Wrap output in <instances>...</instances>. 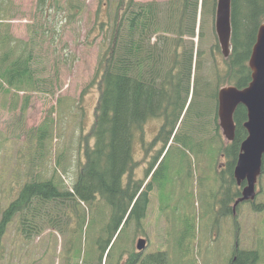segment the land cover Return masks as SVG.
<instances>
[{
	"label": "trees",
	"instance_id": "trees-1",
	"mask_svg": "<svg viewBox=\"0 0 264 264\" xmlns=\"http://www.w3.org/2000/svg\"><path fill=\"white\" fill-rule=\"evenodd\" d=\"M100 1L106 11L105 21L98 26L104 47L91 83L97 86L98 99L93 124L84 137V162L78 168L76 180L69 189L57 183V172H53L48 180L41 179L37 164L26 170L16 198L0 212L1 244L7 227L15 219L20 222L18 235L23 240L32 234L39 236L45 226L56 233L76 232L80 236L91 225L81 205L92 210L98 201L104 202L109 208V217L99 228L94 223L96 264H101L104 255L105 261L110 259L114 245L110 247V243L119 229L132 232L133 225L139 227L145 216L152 185L150 180L144 185L145 181L133 179L138 166L134 155L135 141L141 140L144 149H147L146 144L150 149L155 144L161 145L145 171L147 179L160 169L169 143H182L188 147L190 141L205 138L210 120L218 130L216 112L212 113L209 108L210 100L217 101L221 85L239 90L248 86L251 78L247 63L257 30L264 23V0H231L230 55L219 62H208L199 45L202 38L200 25L198 44L193 41L199 0H169L164 4L137 0ZM0 2L3 4L0 9L11 11V0ZM48 2L55 5V0H36L37 10L44 12ZM203 5L204 0L201 14ZM5 17L0 15V90L11 91L13 96L22 91L44 92L42 88L49 77L44 75L39 60L43 53L41 35L33 33L37 28L30 26L28 47L19 49L17 44L13 47V38L1 31L7 26L3 21ZM212 49L220 52L217 45ZM205 75L209 78L203 77ZM246 119V109L239 105L233 115V141L215 146L213 141L205 139V153L212 162L210 185L216 182L214 163L219 158L226 160L224 173L227 179L222 181L223 217L227 215V204L240 197L241 187L235 188L233 169L240 145L247 136L243 128ZM149 121H158L160 126L151 142L144 143V127ZM44 126L37 130L40 148L49 138ZM90 140L92 146H89ZM35 168L36 175L32 173ZM261 170L264 174V157ZM68 212L75 217L73 228L67 220ZM214 213L209 212L208 216ZM103 216L100 210L98 217ZM102 233L106 238H101ZM127 236L129 244V234ZM139 260L138 255L130 253L125 264H169L167 255L162 252ZM258 261L257 251L234 249L227 264H257Z\"/></svg>",
	"mask_w": 264,
	"mask_h": 264
},
{
	"label": "rangeland",
	"instance_id": "rangeland-1",
	"mask_svg": "<svg viewBox=\"0 0 264 264\" xmlns=\"http://www.w3.org/2000/svg\"><path fill=\"white\" fill-rule=\"evenodd\" d=\"M137 1L164 4L169 0ZM100 3V0H55V5L48 2L45 11L40 12L36 0H11V11L0 9L7 23L1 31L13 38V47L17 44L19 49L27 48L29 27L37 28L33 33H39V40L43 41L39 60L44 75L49 77L42 88L44 92L22 91L13 96L11 91L0 90V212L16 198L26 170L37 164L41 179L48 180L57 172V183L69 189L76 180L78 168L84 162V137L93 124L98 99L97 86L91 83L104 47L98 26L105 21L106 11ZM215 6L216 0H204L200 20L202 38L199 45L208 62L222 60L221 53L212 49L214 45L218 47L214 30ZM50 31H53L52 36H49ZM193 41L198 44L196 38ZM203 77L209 78V75ZM210 101L209 108L215 113L217 101L214 98ZM62 117L65 118L62 120ZM210 121L205 138L190 141L188 147L177 142L168 145L160 169L148 179L152 190L144 218L139 227L133 225L132 232L117 231L106 264H124L130 253L141 260L159 252L167 255L169 264H227L236 242L239 249L257 251V264H264V174L257 179L254 205L239 204L233 214L234 200L227 204V215L221 216L226 160L219 158L214 163L216 182L210 185L212 162L205 153V139L213 141L215 146L226 142L220 129L215 130V123ZM43 125L49 138L40 148L37 130ZM159 126L158 121L146 124L144 143L151 142ZM92 144L90 140L89 146ZM142 144L139 139L134 143L138 166L133 179L146 184L145 171L161 145L155 144L150 149L146 144L147 149H144ZM32 173L36 175V168ZM235 188L238 187L235 185ZM81 207L85 208L91 225L80 236L76 232L56 233L45 226L39 236L32 234L23 240L18 235L20 222L15 219L1 240L0 264H96L94 223L97 228L104 224L109 208L102 201L92 210L84 205ZM100 210L104 216L99 218ZM213 211L215 213L209 217L208 213ZM67 215L73 228L74 214L68 212ZM100 236L106 238L105 233ZM139 238H144L146 245L141 252L136 249Z\"/></svg>",
	"mask_w": 264,
	"mask_h": 264
},
{
	"label": "water",
	"instance_id": "water-1",
	"mask_svg": "<svg viewBox=\"0 0 264 264\" xmlns=\"http://www.w3.org/2000/svg\"><path fill=\"white\" fill-rule=\"evenodd\" d=\"M231 0H217L215 11V33L224 59L230 54ZM248 67L251 82L239 90L234 86L220 88L217 93L218 126L227 142L234 139L235 126L233 115L241 105L246 109L247 119L243 124L247 136L241 143L233 178L237 186H242L241 196L235 201L233 210L241 202H250L255 198V185L261 174L264 157V24L257 31L256 42L252 48ZM145 248V240L138 239L137 251Z\"/></svg>",
	"mask_w": 264,
	"mask_h": 264
},
{
	"label": "flooded vegetation",
	"instance_id": "flooded-vegetation-1",
	"mask_svg": "<svg viewBox=\"0 0 264 264\" xmlns=\"http://www.w3.org/2000/svg\"><path fill=\"white\" fill-rule=\"evenodd\" d=\"M257 198V197H256ZM250 205V204H249ZM252 205H254L253 203H252ZM215 210H216V205H215ZM234 247H237V243L235 244V246ZM139 257V256H138ZM140 261V260H139Z\"/></svg>",
	"mask_w": 264,
	"mask_h": 264
}]
</instances>
